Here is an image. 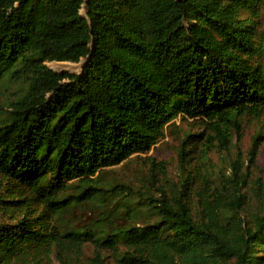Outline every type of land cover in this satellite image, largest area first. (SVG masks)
Wrapping results in <instances>:
<instances>
[{
  "label": "trees",
  "instance_id": "16d2710c",
  "mask_svg": "<svg viewBox=\"0 0 264 264\" xmlns=\"http://www.w3.org/2000/svg\"><path fill=\"white\" fill-rule=\"evenodd\" d=\"M263 131L264 0H0V264H264Z\"/></svg>",
  "mask_w": 264,
  "mask_h": 264
},
{
  "label": "rangeland",
  "instance_id": "374dc122",
  "mask_svg": "<svg viewBox=\"0 0 264 264\" xmlns=\"http://www.w3.org/2000/svg\"><path fill=\"white\" fill-rule=\"evenodd\" d=\"M48 66L53 70H59V69L75 70L76 68L79 67L78 64H71V63L59 64V63H53V62L49 63ZM175 123H176V126L174 127V129L180 123L185 124L184 122H181L180 120H176ZM199 132L202 133L204 131L199 130ZM262 135H263V141L260 143L259 148H261L263 151L264 150V131L262 132ZM248 140L249 138L247 137L245 139V144H247ZM177 145H178L177 140L174 139L173 135L169 134V136H167L159 145H157V147L150 150L146 155H143V156L151 157L156 161L155 166H154L155 167L154 172H153L154 179L156 181L159 182L165 176L166 170L170 167V164H171V157L173 153L172 148L176 147ZM201 151H202V145L200 143L192 145L189 148V153H188V158H187V160H189V163H192L195 159L199 158L201 155ZM148 168H151V167L148 165ZM139 170H140V160H132V159L126 162L125 164H122L112 169L113 173H115L116 175H121L131 180H136V178L139 177V174H138ZM148 177H149V174H145L144 176H142V178L144 179ZM111 263L113 264L114 262L111 261Z\"/></svg>",
  "mask_w": 264,
  "mask_h": 264
}]
</instances>
